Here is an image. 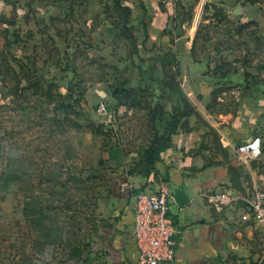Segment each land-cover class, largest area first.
Segmentation results:
<instances>
[{
	"label": "rangeland",
	"instance_id": "374dc122",
	"mask_svg": "<svg viewBox=\"0 0 264 264\" xmlns=\"http://www.w3.org/2000/svg\"><path fill=\"white\" fill-rule=\"evenodd\" d=\"M34 1L29 21L21 12L7 22L29 45L2 67L0 171L21 179L17 192L42 195L59 250L84 244L100 220L117 146L137 152L170 123L216 133L229 118L256 123L263 138L264 0H187L173 27L182 51L160 55L158 67L122 0ZM12 2L26 6L0 0L7 21Z\"/></svg>",
	"mask_w": 264,
	"mask_h": 264
},
{
	"label": "crops",
	"instance_id": "0c3cea01",
	"mask_svg": "<svg viewBox=\"0 0 264 264\" xmlns=\"http://www.w3.org/2000/svg\"><path fill=\"white\" fill-rule=\"evenodd\" d=\"M186 1L171 6L161 0H122L130 21L140 27L144 44L157 56L151 61L156 67L158 61L164 63L163 57L158 59L160 55L182 51L180 45H172L182 29L175 32L173 27ZM35 4L25 0L26 6L21 8L12 2V21L0 10V93L1 80L6 78L2 67L11 68L15 63L16 46L29 45L21 42L17 31L14 37L8 34L7 22H17L22 13L29 21ZM223 123L216 133L194 128L191 122L170 123L162 138L138 147L137 152L127 154L117 146V152L105 161L112 179L100 204V220L93 224L84 244L78 240L76 248L59 250L61 227L40 202L42 195L28 188L17 192L14 186L21 179L12 170H1L0 180L9 188L0 185V264H136L130 195L155 178L167 180L171 188L180 264H264V226L242 204L215 211L202 199L211 190L264 188V136L258 158L243 162L236 154L239 143L257 135L256 123L242 118ZM0 160H4L1 153ZM127 185H131L129 190ZM7 199L13 203L9 211L2 205Z\"/></svg>",
	"mask_w": 264,
	"mask_h": 264
},
{
	"label": "built area",
	"instance_id": "2783aa9c",
	"mask_svg": "<svg viewBox=\"0 0 264 264\" xmlns=\"http://www.w3.org/2000/svg\"><path fill=\"white\" fill-rule=\"evenodd\" d=\"M176 5L181 0H161ZM106 105L99 104L105 111ZM262 138L254 135L239 143L237 157L243 162L259 157ZM131 185H127L129 190ZM133 243L136 264H180L177 250L178 225L171 214L172 192L165 179L143 183L130 195ZM205 203L215 211L242 204L256 223L264 226V188L238 192L229 189L211 190L202 194Z\"/></svg>",
	"mask_w": 264,
	"mask_h": 264
}]
</instances>
